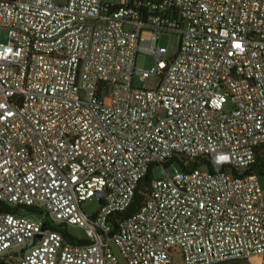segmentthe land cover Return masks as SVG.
Segmentation results:
<instances>
[{
    "label": "built area",
    "instance_id": "obj_1",
    "mask_svg": "<svg viewBox=\"0 0 264 264\" xmlns=\"http://www.w3.org/2000/svg\"><path fill=\"white\" fill-rule=\"evenodd\" d=\"M1 29L0 200L42 212L0 211V262L27 245L19 264H120L115 242L129 264H264V187L246 172L264 143V0H0Z\"/></svg>",
    "mask_w": 264,
    "mask_h": 264
},
{
    "label": "rangeland",
    "instance_id": "obj_2",
    "mask_svg": "<svg viewBox=\"0 0 264 264\" xmlns=\"http://www.w3.org/2000/svg\"><path fill=\"white\" fill-rule=\"evenodd\" d=\"M7 39H8L7 31L4 30V29H1L0 30V40L7 41ZM160 40H161V43H163V44L168 46L170 53H175L178 50V48H179L180 36H179L178 33L163 32L161 34ZM154 64H155V59H154V57L152 55H150L148 53H145V52H139L137 54V57H136V66L137 67H139V68H150ZM134 83L137 86H141V87H152V86H154L157 83V78L155 76H153V75H151V76H142L140 74H136L135 77H134ZM169 170L171 172H173V167H169ZM153 174H154L155 177H161L163 175L162 166L161 165L156 166L153 169ZM262 184H263V187H264V179H262ZM82 207H83L84 211L87 214H92L100 207V201L96 197L89 198V199L85 200L82 203ZM22 209L30 212V210H28L27 207H22ZM38 216H42V213H39ZM69 230L73 234H75V235H77L79 237L88 238V237L92 236V233H91V231L89 229L82 228V227H79V226H76V225H70L69 226ZM112 248H113V251L115 252V254L118 257V260H119L120 264H129L128 260L126 259V257L122 253L120 247L115 242L112 243ZM16 250L18 252H13L12 254L16 255L17 259L14 260L12 258H9L8 262L10 264H19L18 256L21 255V252H20L21 247L18 246L16 248ZM174 262L176 264H181L182 263V259H181L180 255H176L174 257ZM234 264H239V263H234ZM240 264H242V263H240Z\"/></svg>",
    "mask_w": 264,
    "mask_h": 264
},
{
    "label": "trees",
    "instance_id": "obj_3",
    "mask_svg": "<svg viewBox=\"0 0 264 264\" xmlns=\"http://www.w3.org/2000/svg\"><path fill=\"white\" fill-rule=\"evenodd\" d=\"M203 159H189L183 156L182 159H179V162L183 165L184 162L188 161L189 167H196L202 164ZM246 172H257L262 179H264V143L258 147L255 160L247 167ZM154 176L152 169H150L147 174L139 181L137 186L133 201L131 204L124 209L123 211L118 212L117 215L113 217V221L117 223L116 218L126 217L135 211H137L145 200L147 194L150 192V183L152 177ZM22 207H27L28 210L32 212H42L35 206H24V205H12L3 200H0V211H17L22 210ZM47 224L49 227L60 229L67 237L71 239H77L79 241H91L89 238H79L75 236L67 225L63 223L52 222L50 219H47Z\"/></svg>",
    "mask_w": 264,
    "mask_h": 264
},
{
    "label": "water",
    "instance_id": "obj_4",
    "mask_svg": "<svg viewBox=\"0 0 264 264\" xmlns=\"http://www.w3.org/2000/svg\"><path fill=\"white\" fill-rule=\"evenodd\" d=\"M46 226H47V224L44 223V228H46ZM41 237H42L41 234L36 235V237L31 241V244H34ZM26 249H27V245L24 246V247H22L21 250H20V252L21 253H24ZM0 264H10V263L7 260H1Z\"/></svg>",
    "mask_w": 264,
    "mask_h": 264
}]
</instances>
